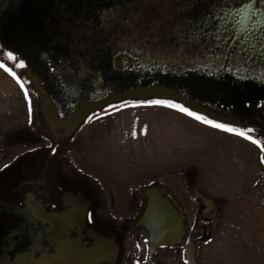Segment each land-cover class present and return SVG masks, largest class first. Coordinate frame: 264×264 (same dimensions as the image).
I'll use <instances>...</instances> for the list:
<instances>
[{
    "label": "rangeland",
    "instance_id": "obj_1",
    "mask_svg": "<svg viewBox=\"0 0 264 264\" xmlns=\"http://www.w3.org/2000/svg\"><path fill=\"white\" fill-rule=\"evenodd\" d=\"M10 2L0 0V62L11 70L0 67V264H25L24 256L31 253L58 264L59 239L79 234L73 229L76 225L59 234L51 214H74L71 195L85 204L84 227L86 219L87 228L118 243L117 264H137L146 257L157 264H264V99L254 103L252 91L241 89L248 97L242 95L240 112L231 104L237 93L225 90L223 101L214 83L194 89L188 83L167 82L209 110L223 116L235 114L241 122L216 119L170 97L134 96L92 111L72 131L62 124L53 126L43 116L41 89L57 116L69 119L67 105L73 98L89 89L99 90L103 83L99 70L90 67L98 62L82 52L78 41L85 38L90 44V30L83 26L85 8L72 0H18L14 21L22 37L31 38L27 28L42 18L40 35L32 37L27 47L7 32ZM136 4L130 26L139 33L144 25L153 34L157 54L146 48L147 43L132 46V53L148 62L162 55L163 49L164 63L174 69L184 66V61H205L199 59L200 45L193 41L196 26L193 34L178 43L174 40L177 45L163 43V27L168 23L174 35L194 23L190 4L182 2L171 13L160 9V20L150 21L144 6ZM175 15H180L178 20ZM260 36L255 40L262 54L250 57L236 49L226 64L228 70L242 74L244 68L245 73H258L264 79V67H260L264 35ZM37 40L45 45L37 49ZM210 41L214 53L208 64L220 69L225 48H216ZM180 43L188 51L185 55L173 49ZM6 52L16 59H8ZM19 61L24 65L17 66ZM161 100L236 131L217 128L168 104L150 103ZM152 190H159L181 213L185 224L181 243L152 249L144 216ZM70 215L61 221H70ZM34 234L31 251L28 246ZM187 241L193 245V262L184 246ZM106 258L115 264L117 254Z\"/></svg>",
    "mask_w": 264,
    "mask_h": 264
},
{
    "label": "water",
    "instance_id": "obj_2",
    "mask_svg": "<svg viewBox=\"0 0 264 264\" xmlns=\"http://www.w3.org/2000/svg\"><path fill=\"white\" fill-rule=\"evenodd\" d=\"M68 1L70 2V0H63V3ZM128 1L72 0L74 5L80 6L82 9L85 8L83 9V18L87 25H90L88 29L93 34L92 38H95L96 45L101 43L104 48H102L100 54H95L94 56L98 62L95 67L93 66L94 63L90 64L91 68L99 70L103 83H99V90L89 89L84 94L76 95L73 98L67 105V111L70 113L69 119L78 120V126L92 111L111 103L134 96H157L173 98L206 115L229 122L225 117L230 115L223 116L213 112L193 98L166 84L167 82L172 84L176 82L188 83L186 78L200 79V74L189 73L193 69H187L182 66L174 69L170 66L171 64L164 63L166 56L163 51L161 52L162 55L152 58L148 62H144L139 54L130 51L132 46L135 47L142 43L146 33L144 31L135 33L133 32L135 27L132 28L129 25L133 16L126 6ZM185 1L174 0L172 2L175 3L174 6H178ZM17 4L18 0H11L8 5L6 14L7 32H9L10 38L28 47V44L32 42V37L38 38L37 36L41 33L38 29L42 18L37 22H31V26L28 28L25 26L29 30L28 33L32 35L31 38L22 37L15 28L14 10ZM255 5L256 0H240L239 2H236V0L215 1L209 4L208 13L201 21L193 20L194 23L184 26L181 33L174 35L175 31L171 23H168V27H163L162 35L165 38L163 43L168 45L172 43L173 39L177 41L183 40L188 34H193L195 26L203 24L202 28L198 29V32L206 37L207 42L213 40L216 48H225V63L230 61L233 51L236 49H240L239 53L241 55L244 53L257 55L259 53L258 50L262 48H258L255 38L260 36L258 32H261V30L264 32V17L257 13V10L254 9ZM119 9L120 11H118ZM246 13L247 16H245ZM89 14L94 15V20L90 19ZM221 16L224 19H220ZM83 26L84 28L86 27L85 24ZM82 31L84 30L82 29ZM151 34L150 36H153ZM85 40L84 38L83 43ZM262 40L264 45V37H262ZM37 41V44H39V40ZM40 45L45 44L37 45V49L41 47ZM121 46H123V49L115 52ZM208 46V55H213L214 49L210 43ZM85 51H87L85 45L82 44V52L84 54ZM208 66L209 72L216 71L213 69L212 63H209ZM81 83L84 85L86 82L82 81ZM41 103L43 112V98H41ZM60 124L65 125L67 128V124ZM147 229L150 234V229Z\"/></svg>",
    "mask_w": 264,
    "mask_h": 264
},
{
    "label": "flooded vegetation",
    "instance_id": "obj_3",
    "mask_svg": "<svg viewBox=\"0 0 264 264\" xmlns=\"http://www.w3.org/2000/svg\"><path fill=\"white\" fill-rule=\"evenodd\" d=\"M137 1H139V3H141L144 6V8H145V10L147 12L146 17H147L148 21L151 20L150 18L160 20L159 19V17H160V13L159 12L161 11L160 9H165L168 13L169 12L171 13L172 10L175 12L176 9H178L181 5H183V4H179L178 6H174L175 3H173L172 0H129L128 2H126V6L128 7V11L132 12V14H134L133 12L136 10ZM215 1H220L221 2V1H224V0H186L187 4H190V6H191L189 17H192V19L195 20V21H198V22L201 21L206 16V14L208 13L209 4H211V3L215 2ZM145 3H147V5ZM254 9L257 10V13L259 15L264 17V0H256V5H255ZM175 16H176L177 20L180 17V15H175ZM89 17H90V19L94 20V15L93 14H89ZM130 24H131V22L129 23V25ZM140 25H141V23H140ZM85 26H86L85 29L89 30L88 28H89L90 25L89 24L87 25V23H85ZM196 27H197L196 29L198 30L199 29L198 26H196ZM139 29H140L139 33L143 32V31L146 33V35L144 36L141 44L145 45L147 43L146 44V48H148L149 50L154 49L155 54H157V52L155 51L156 43L152 39V36H150L151 33L145 31L144 25L139 26ZM200 34L201 33L197 32L195 34V36H193L194 37L193 41H195V43L198 44L197 47L200 45V57H199V59L203 58V60H205V61L204 62L196 61V60H191V61H188V62L184 61L183 62L184 66H182V67H185L187 69L195 70V71L192 70L191 72H189V70H187L189 73H197V74L201 75L200 79H198V78H188V84L190 85V87L194 88V89H197L196 87L198 85H201V83H214L217 87H220L221 90L219 89V93H220L219 97H221V99L223 101H224L223 98H226L225 97L226 96L225 95V93H226L225 90L228 91V93H230V91H233V93H235V94L237 93V96H236V98L233 101H231V100H229V101H231L232 106L236 107L237 108L236 110L240 111V112H241V110L239 108V104L242 103V95H247L245 93L243 94L241 92V89L247 87L248 90L252 91V95H254V97L252 96L253 97L252 99H254L252 101L254 103L258 102V100H260V99H264V79H263L262 75H260L258 73H254V74L249 73L250 74L249 75V74L245 73V69L242 68L241 69L242 74H239V70H234V71L232 69L228 70V68L226 67L227 63H225V62L223 63V65H222V67L220 69L213 68L216 71L209 72V66H208V60L207 59H208L209 56H212V55H208V53H207L208 52V47H209L208 46L209 42H207L203 38L204 37V36H202L203 34H201V35ZM92 35L93 34H92L91 30H90V35H89L90 44H87L86 40H85L84 43L81 42L79 39H78V41H79V43L81 45V49H82V44L81 43H83L85 45L86 50H87L86 54L89 53L90 56L94 57L95 54H100L102 48H104V45H102L101 43L96 45L95 44V38L93 39ZM258 35H264V32L261 30V32H258ZM174 40L175 39H173L172 43H175V41L177 42V40H175V41ZM153 41H154V43H153ZM172 43H171V45H172ZM177 43H175V44L177 45ZM173 49H174L175 52L177 51L180 55L181 54L185 55L188 52V51L184 50V45H181V43H180V47L179 48H173ZM162 51H163V49H162ZM258 52H259L258 54H262L260 49L258 50ZM163 54H165V53H163ZM244 54H249V53H244ZM249 56L251 57L252 54H249ZM90 62L91 61H89V63ZM262 66L264 67V62L260 64L261 68H262ZM206 70H208V71H206ZM210 75L217 76V77L213 78ZM246 97H248V95ZM227 98H229V97H227ZM244 98H245V96H244ZM231 116L236 117V119L238 120V121H236V123H240L241 122V120H239V117L237 115H235V114L234 115L230 114V116H227L225 118H228V117H231ZM227 121L231 122L230 120H227ZM68 198L71 200L72 204L74 205V201H75L74 199L75 198H73L72 196H68ZM76 200H78V199H76ZM78 202H80V201L78 200ZM80 204L82 206H84V208H85V204L84 203L80 202ZM85 211H86V209H84V212L82 214L83 216L85 214ZM62 213H56V215H55V213H53L54 215L52 214L53 216L51 217V219L56 217L55 219L57 221H59L58 222L59 224H57L58 233L65 235L66 233L69 232L68 230H69V228L71 226L76 225L78 228H73V229H75V233L79 234V235H77L76 238H70L71 240L69 238L59 239V241L57 243L58 255H57V260H56L58 264H61V259L63 261V257H62V254H61V247H62V245L64 243H67L69 241H70V243H71V241L75 242V243L77 242L76 246H78L77 247L78 252L75 251L76 255H82L85 252L93 251V249H95L100 244H104V246L108 247V249L104 250L103 252L99 253L98 255H95V256L91 255L92 257H94L96 259L90 260L91 263L89 261V264H105L106 262H109V264H111V262L109 260L110 257L109 258H106V257L107 256H111L112 257V256H115L116 254H117V258H116L115 264H117L118 256H119L121 250H120V247H119L118 243L115 241L114 238H112V239L117 244H115L112 240H108L107 239V238H111V237H107V238L103 237L102 238L103 235L99 234L95 229L87 228L86 219H85V227H84L83 216H82V218L79 216L80 217V218L78 217L79 219L75 217V215L79 214V213L77 214L76 210H75L74 214L70 213L71 215L69 214V212H62ZM66 215H70V221L64 223L63 221H61V218L63 216L65 217ZM62 230H64V231H62ZM97 233L99 235H101V236L97 235ZM36 236H37V234H36ZM36 236L34 234V238L30 240V244H29L28 247L31 249V251L33 250V242H34V239H35ZM82 238H83L85 244L83 243ZM148 241H149V239H148ZM96 242H97V244H96ZM107 242H110V243H107ZM94 243H95V245H94ZM78 244H80V245H78ZM83 245H85L86 248ZM90 247L91 248L93 247V249H91ZM157 248H159V247H157ZM30 255L34 256V253L33 254L31 253ZM27 257L28 256H24L25 259H27ZM41 257H42V255H41ZM41 257H37V258L35 257L34 259L31 258V257H28L30 259L29 260L27 259V261L34 262V263L38 264V263H41L42 260H43ZM22 259L23 258L21 257L20 258L21 262H22ZM48 263L50 264V263H53V262H47V264ZM151 263L155 264L156 262L153 259L149 258V257H146L144 260L137 262V264H151Z\"/></svg>",
    "mask_w": 264,
    "mask_h": 264
},
{
    "label": "bare ground",
    "instance_id": "obj_4",
    "mask_svg": "<svg viewBox=\"0 0 264 264\" xmlns=\"http://www.w3.org/2000/svg\"><path fill=\"white\" fill-rule=\"evenodd\" d=\"M41 96H42L43 102H44L43 116H44L45 120L49 124L57 127L58 125H60V123H65V124H67V131H71L77 126L78 120L60 119L57 116L56 108H54L53 104L51 103V101H50V99H49V97L47 95V92L44 89H41ZM214 115H216V114H214ZM226 120H230L231 122L232 121L233 122L238 121L236 119V117H234V116L228 117V118H226ZM149 197H150V203H149ZM149 197H148V204L149 205H148V207H147V209L145 210V213H144V216L146 215L145 216L146 217L145 221L147 223L144 221V219H143V221L147 224L148 228L150 229L149 241L151 243V246H153L155 248V247L162 246V245H168V244H173V243H176V244L177 243H181L182 242V237L185 234V224H184V221H183L181 213L178 210H176V208L173 206L172 202L168 198L164 197L159 190L150 191L149 192ZM74 200H75L74 201V205H75L74 209L77 211V214L79 213L78 215H75V217L78 218L80 216L82 218V216H83L82 214H83L85 208H84V206H82L80 204V202H78V200H76V199H74ZM55 215H56V213H55ZM50 217L51 216H49L48 218H50ZM56 222H59V221H56ZM62 231H64V230H62ZM107 243H110V242H107ZM76 244H77V242L75 243V242L71 241V243H70V241H69V242L64 243L62 245L61 254H62V257H63V261L61 259V264H89L90 260L96 259V258L92 257L91 255H93V256L98 255L99 253H101L104 250L108 249V247L104 246V244H100L95 249H93V247L92 248L90 247L91 249H93V251L85 252L82 255H76L75 251L78 252V249H77L78 246H76ZM80 244H78V245H80ZM96 244H97V242H96ZM94 245H95V243H94ZM184 246H185V249H186V252H187V255H188L189 259L193 262V258H192L193 255L192 254L194 252V249H193L192 243L190 241H187ZM28 257H31V255H29ZM34 258L35 257H33V259ZM45 259L46 258H44L43 260H45ZM43 260H42L41 263H38V262L37 263L38 264H47L48 261L45 262ZM55 260H57V259H55ZM52 261H53V259H52ZM24 263H26V264H36L34 262L27 261V259L24 260ZM90 263H91V261H90Z\"/></svg>",
    "mask_w": 264,
    "mask_h": 264
},
{
    "label": "snow or ice",
    "instance_id": "obj_5",
    "mask_svg": "<svg viewBox=\"0 0 264 264\" xmlns=\"http://www.w3.org/2000/svg\"><path fill=\"white\" fill-rule=\"evenodd\" d=\"M220 19H224V17L221 16ZM5 55L7 56L8 59H16V57L13 55L12 52H6ZM23 65H24V62L23 61H19L17 66H23ZM0 67H5V65L2 62H0ZM5 70L11 72V70L8 69L7 67H5ZM13 75H14V73H13ZM150 103L168 104V105H170L172 107L179 108L181 111L187 112L189 115L195 116L196 119H198V120H203L206 123L214 124V126L217 127V128L225 129V130H228V131H236V129L228 128L227 125H225V124L214 123L211 120H207L205 117L198 116V115H196V113L189 111L187 108H184L181 105L172 104L170 101H162L161 100V101H151ZM249 131H252V130L249 129ZM240 134L244 135V133H242V132ZM247 138L248 139H252V137H250V136H248ZM253 142L259 144V141H253Z\"/></svg>",
    "mask_w": 264,
    "mask_h": 264
}]
</instances>
